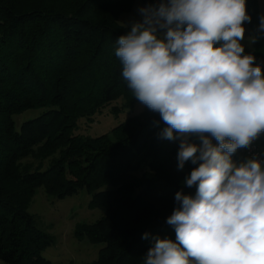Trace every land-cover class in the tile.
Returning a JSON list of instances; mask_svg holds the SVG:
<instances>
[{
	"label": "trees",
	"instance_id": "16d2710c",
	"mask_svg": "<svg viewBox=\"0 0 264 264\" xmlns=\"http://www.w3.org/2000/svg\"><path fill=\"white\" fill-rule=\"evenodd\" d=\"M136 0H0V261L52 264L41 253L51 237L35 226L28 206L38 188L64 199L85 190L95 222L78 224L73 235L102 245L88 264H143L153 237L175 240L166 219L175 195H194L182 182L198 167L178 169V140L159 133L167 125L144 105L141 115L96 137L76 133L80 122L121 99L139 100L122 77L116 40L129 27L118 22ZM144 5L153 0H140ZM260 0H245L260 37L251 50L264 69V34L257 31ZM255 66V65H254ZM40 113L15 129V117ZM176 135L175 130H173ZM199 144V134H188ZM207 135V134H205ZM213 143H217L213 141ZM264 146V137L262 141ZM233 159L244 160L241 149ZM148 238H142L144 234Z\"/></svg>",
	"mask_w": 264,
	"mask_h": 264
},
{
	"label": "clouds",
	"instance_id": "9594fccd",
	"mask_svg": "<svg viewBox=\"0 0 264 264\" xmlns=\"http://www.w3.org/2000/svg\"><path fill=\"white\" fill-rule=\"evenodd\" d=\"M138 11L116 40L122 77L167 125L160 137L179 141L178 169L198 164L182 182L195 194L177 192L166 219L175 240L153 237L143 264H264V160L233 159L264 133V69L241 44L246 2L159 0Z\"/></svg>",
	"mask_w": 264,
	"mask_h": 264
},
{
	"label": "rangeland",
	"instance_id": "374dc122",
	"mask_svg": "<svg viewBox=\"0 0 264 264\" xmlns=\"http://www.w3.org/2000/svg\"><path fill=\"white\" fill-rule=\"evenodd\" d=\"M159 0H153L157 4ZM140 0H136L131 11L122 13L119 16V24L130 27L131 23L139 21L142 17L138 9L146 7ZM259 9L264 12V0L259 1ZM252 36L250 30L245 29V39L241 44L247 50H251L253 44H249V37ZM122 100L119 99L112 106L119 107L117 113L111 112V107L104 109L94 117L92 123L80 122L76 133L83 136L96 137L108 134L110 129L126 122L134 115H141L144 104L140 101L132 108H121ZM40 111H27L15 117V129L18 130L21 123L37 116ZM264 152V146H262ZM240 157V153L236 152ZM91 197L85 190L77 194L57 199L48 196L43 188L35 191L29 206L28 213L33 218L35 226L42 232L48 234L52 239V244L47 247L41 255L52 264H88L97 259L98 252L102 245L92 244L87 240H78L73 232L78 224H90L100 218L98 209L89 208ZM0 264H4L0 261Z\"/></svg>",
	"mask_w": 264,
	"mask_h": 264
},
{
	"label": "built area",
	"instance_id": "2783aa9c",
	"mask_svg": "<svg viewBox=\"0 0 264 264\" xmlns=\"http://www.w3.org/2000/svg\"><path fill=\"white\" fill-rule=\"evenodd\" d=\"M263 137L264 133H261V135L253 141L249 148L241 149L244 159L250 158L253 155H259V159L264 160V152L262 151Z\"/></svg>",
	"mask_w": 264,
	"mask_h": 264
}]
</instances>
